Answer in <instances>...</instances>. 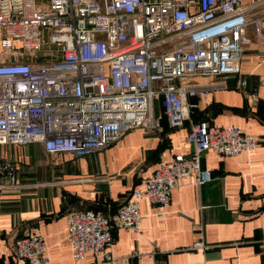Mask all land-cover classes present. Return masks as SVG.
I'll return each mask as SVG.
<instances>
[{"label":"built area","instance_id":"built-area-1","mask_svg":"<svg viewBox=\"0 0 264 264\" xmlns=\"http://www.w3.org/2000/svg\"><path fill=\"white\" fill-rule=\"evenodd\" d=\"M250 29L264 35V0H0V146L41 144L86 157L137 129L159 128V100L170 127L180 128L194 107L188 98L209 94L188 80L236 76L247 88L241 63ZM188 141L191 156L145 179L120 208L118 229L140 232L142 200L164 210L181 183H210L205 152L235 157L258 146L237 127L205 122L191 126ZM4 170L14 181L15 168ZM67 231L75 264L89 254L113 262L102 211L72 213ZM15 247L26 264L51 262L38 234Z\"/></svg>","mask_w":264,"mask_h":264},{"label":"crops","instance_id":"crops-1","mask_svg":"<svg viewBox=\"0 0 264 264\" xmlns=\"http://www.w3.org/2000/svg\"><path fill=\"white\" fill-rule=\"evenodd\" d=\"M248 38L241 63L247 88L238 87L236 76L188 80L209 94L188 98L194 107L180 128L170 127L156 103L159 128L137 129L86 157L48 153L41 144L0 146V264H26L15 247L26 234L43 237L50 264H75L67 219L85 210L102 211L112 224L111 264H264V35L250 29ZM201 122L237 127L258 146L235 157L205 152L210 183H181L164 210L142 200L140 232L118 229L120 208L145 179L174 158L191 156L188 134ZM7 164L15 168L14 181ZM83 264L109 263L89 254Z\"/></svg>","mask_w":264,"mask_h":264},{"label":"trees","instance_id":"trees-1","mask_svg":"<svg viewBox=\"0 0 264 264\" xmlns=\"http://www.w3.org/2000/svg\"><path fill=\"white\" fill-rule=\"evenodd\" d=\"M156 103H159V104L162 105V101L161 100L157 101ZM162 107H163V105H162Z\"/></svg>","mask_w":264,"mask_h":264}]
</instances>
